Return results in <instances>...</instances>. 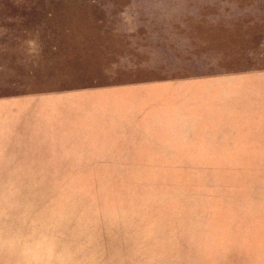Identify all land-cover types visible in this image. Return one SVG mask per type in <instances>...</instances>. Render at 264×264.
<instances>
[{
    "label": "rangeland",
    "instance_id": "374dc122",
    "mask_svg": "<svg viewBox=\"0 0 264 264\" xmlns=\"http://www.w3.org/2000/svg\"><path fill=\"white\" fill-rule=\"evenodd\" d=\"M166 1L178 0H45L48 25L57 10L127 13L99 33L95 72L78 81L244 74L57 99L47 176L0 179L13 264H264V0L195 1L245 21L228 56L199 69L149 56L139 17Z\"/></svg>",
    "mask_w": 264,
    "mask_h": 264
},
{
    "label": "crops",
    "instance_id": "0c3cea01",
    "mask_svg": "<svg viewBox=\"0 0 264 264\" xmlns=\"http://www.w3.org/2000/svg\"><path fill=\"white\" fill-rule=\"evenodd\" d=\"M185 1L187 5L166 1L155 11H142L139 22L149 34L143 39L149 42L152 59L205 68V59L228 56L223 52L238 36L236 27L245 21L223 17L230 9L220 4ZM47 13L53 12L46 11L45 0H0V179L47 176V130H57V99L93 96L95 91L112 96L134 92L137 97V91L183 84L199 87L244 74L213 71L111 86L78 81L95 72V44L104 38L99 33L118 22L115 14L127 13L57 10L54 25L47 24ZM110 38L106 41L114 39ZM8 225L0 219V264H13L12 247L7 244L13 241V233H3Z\"/></svg>",
    "mask_w": 264,
    "mask_h": 264
}]
</instances>
